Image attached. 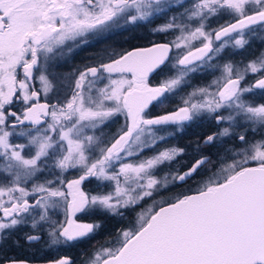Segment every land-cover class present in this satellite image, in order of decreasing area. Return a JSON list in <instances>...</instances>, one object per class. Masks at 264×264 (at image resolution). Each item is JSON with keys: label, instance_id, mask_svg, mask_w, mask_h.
Here are the masks:
<instances>
[{"label": "snow or ice", "instance_id": "obj_1", "mask_svg": "<svg viewBox=\"0 0 264 264\" xmlns=\"http://www.w3.org/2000/svg\"><path fill=\"white\" fill-rule=\"evenodd\" d=\"M173 9L177 14L153 32H178L174 40L105 50L70 74V98H49L56 91L50 68L58 59ZM221 16L228 21L210 28ZM260 30L264 0H0V243L27 227V243L46 235L45 247L58 250L93 238L102 227L98 220L78 222L77 214L123 218L141 207L135 222L94 249L85 264H264V103L251 99L264 96V52L242 67L216 63L227 46L236 54ZM173 48L178 52L170 57ZM205 66L220 76L182 97V106L150 114V106L164 109ZM154 73L165 75L150 86ZM120 114L126 122L111 140L95 135ZM199 120L214 121L217 131L197 143L187 170L158 179L157 170L185 149L139 157ZM19 139L24 142H14ZM228 141L235 143L225 147ZM205 148L217 149L215 161ZM69 170L77 176L67 179ZM202 171L194 191L157 200ZM92 178L111 190L86 192L84 182ZM48 264L73 261L64 256Z\"/></svg>", "mask_w": 264, "mask_h": 264}, {"label": "trees", "instance_id": "obj_2", "mask_svg": "<svg viewBox=\"0 0 264 264\" xmlns=\"http://www.w3.org/2000/svg\"><path fill=\"white\" fill-rule=\"evenodd\" d=\"M159 20V23H157ZM156 21L149 23L146 25V30L144 32H138L136 44H131L132 47L138 46H149L158 42H169L170 37L166 35V33L162 32H153V29L164 25L166 22L162 17L161 19H157ZM255 47L262 49V43L260 39L255 37V39L251 40V43L246 46L242 50V61H238L237 58H233L235 63H242L245 61H249L254 59L255 56L258 55L260 51H256L252 53L251 51L255 49ZM252 49V50H251ZM251 50V51H250ZM258 50V49H257ZM227 51L222 53V57L225 56ZM228 54V53H227ZM231 57V56H230ZM232 58V57H231ZM231 60V59H229ZM171 74V73H170ZM198 78L197 75L192 74L190 76L189 84L194 85H203L208 83L209 75ZM189 86V85H188ZM190 91H184V95H187ZM257 103H264V97L260 95H256L251 97ZM181 103L173 102L169 103V110L174 109L179 106ZM213 131H217L216 125L214 121L209 120H199L187 125L183 130L175 131L174 134L170 135L168 138V142L164 143L162 147L154 148L148 151V155H155L157 152L164 150L165 148H183L185 149L184 154L178 157L171 165H163L161 168L164 172L169 173L172 171H185L188 166L193 163L194 158L196 157L195 148L198 142L202 141V138L208 134H211ZM259 133H257V137L259 138ZM235 141H228L225 147L234 144ZM160 145V144H159ZM162 148V149H161ZM205 154L209 152L212 155L213 161L217 159L216 153L217 149H203ZM222 151V150H221ZM164 173V174H166ZM204 173L201 172L200 175L196 176L194 179L188 180L186 183H179L176 186H171L168 191V195H179L181 193L188 192L189 189L194 190L199 183V181L203 178ZM97 182L94 178L90 181H85L83 185V189H87V185L91 182ZM138 211V207L135 210H128L123 218L118 216H82L81 214H77L78 221L81 222H93L98 220L102 227L97 231L91 239H86L81 242H75L68 246H61L58 250H51L45 247V241L47 240V236L39 243L29 244L24 238H20L16 235L10 236L5 239L2 243H0V264L7 263L9 261L15 260H25L29 262H49L52 260H57L61 257L67 256L72 261L73 264H85V261L88 259L89 254L96 248H98L101 244H104L106 241L111 239V237L121 228L129 226L131 222H135L134 217ZM19 241L17 244L15 241ZM32 248L31 250L29 249Z\"/></svg>", "mask_w": 264, "mask_h": 264}, {"label": "rangeland", "instance_id": "obj_3", "mask_svg": "<svg viewBox=\"0 0 264 264\" xmlns=\"http://www.w3.org/2000/svg\"><path fill=\"white\" fill-rule=\"evenodd\" d=\"M186 3H191V0H186ZM179 11H182V9H180ZM176 14H177V10L173 9V11L168 12L166 15H157L155 17H152L151 23L156 21L157 19H161L162 17L165 19L164 21L167 23L168 20L171 18V16L176 15ZM228 19L229 18L227 16H221L219 18H213L212 20H210L209 26H210V28L216 29L221 24H224L226 21H228ZM157 21H158L157 23H159V20H157ZM140 24H141V26H131L130 25V26H127L125 28L115 29L111 33L105 34V36L102 38L93 39L87 44L81 45L78 48H74L73 52L68 53L63 59H58L57 62H54L50 68V72L53 73L56 77V81H57L56 88L57 89L54 93H49V98L54 100L55 96L58 95L60 97L61 101H63L65 99V97H67V98L71 97L72 91H61V90H63L67 86V84L69 85L70 82L72 81L73 77L70 74H73L74 70L76 68V67L70 65V64H72V62H75V60H79V61L80 60H87V62H90V64H92V63L96 62L98 55L103 54L105 52V50H107V52H109V53L113 50H115L117 52L121 51V50H128L130 48L131 44L133 45V44L137 43L138 40H136L137 38L135 36L138 35V32H144L146 30V25L149 23L148 22H140ZM254 27L259 28V26H254ZM166 35L169 36L170 41H172L175 39L176 35H179V33L178 32H176V33L169 32V33H166ZM259 37H264V30H260L257 32V38L259 39ZM247 38H249V37L246 36V39ZM252 39H255V38H252ZM169 42H167V43H169ZM194 43L197 47L199 46V42H194ZM262 46H263L262 49L255 47L254 50L251 49L252 51L251 50L250 51L252 53H255L256 51H260L257 55V56H259L261 54V52H264V43H262ZM225 51H227L228 54L226 53L225 56L222 57V59H219L218 61H216V63L222 65L223 63H225L226 61L231 59V61L234 64L242 67L243 64H246L248 62V61H245L243 63L238 64V63H235L233 61V58H237L238 61L243 60L241 57L242 56V50L237 51L236 54H232L235 50H233L231 48V45H229L226 47ZM177 52H178V50L173 48L172 57H175L177 55ZM257 56H255L254 59ZM74 64H76V63H74ZM68 68H70V70H71L70 72L68 71ZM204 70L207 71L208 74H210V76H211L208 83H206L204 85L189 84V87H188L189 90L188 91L191 92L196 87H204L205 85L210 84L215 78L220 76L219 70H213L211 68H208L207 66H205L204 68H202L198 71H204ZM58 72H61V73H58ZM248 79H249V81H251L253 79V77L249 76ZM38 87H40V85ZM69 89H71V87H69ZM185 89H187V88H185ZM182 97H186V95H184V96L182 95ZM43 102H45L44 97L41 96V103H43ZM181 103H182V101H181ZM115 119L120 122V127L118 129H120L126 122V117L123 114L117 115V116L111 118L110 121L106 122L105 125H101L100 128L95 131V135L99 136L102 140H108V138L103 135L102 128L109 125L112 121H115ZM118 129H117V131H118ZM89 134H92V133L90 132ZM111 138L109 140H111ZM14 142L23 143L24 141H23V139H19V140H15ZM148 157H151V155H148L147 157H145V155L142 154L139 157V159H145ZM127 160H128V162L135 163V162H137V157H130V158H127ZM118 167H119V165L117 164V169H118ZM164 173H166V172H164L163 169L160 167L156 172V177L158 179H161L165 176ZM65 176L67 177V179H73L77 176V173L75 170H69V172L65 173ZM49 178H51V177H49ZM170 187L171 186H169V188ZM169 188L167 190L162 191L160 196H157V200L167 199L168 197L175 196V195H168V191L170 190ZM110 190L111 189L108 187H104V188L98 187L97 182L93 181L89 185H87V189L85 191L94 195V194H97L99 192H107ZM151 203H152V201L148 200L146 202H143L142 206L147 207ZM140 211H141V207H138L137 213ZM137 213L134 217V220L136 219ZM125 214H126V212H125ZM57 218H59L61 221L64 219V214H63L62 208L58 210V217ZM79 222H81V221H79ZM30 231L31 230L29 228L23 227V228L18 229L17 231H14L10 236L16 235L20 238H24V234L27 232H30ZM29 249L31 250L32 248L29 247Z\"/></svg>", "mask_w": 264, "mask_h": 264}, {"label": "flooded vegetation", "instance_id": "obj_4", "mask_svg": "<svg viewBox=\"0 0 264 264\" xmlns=\"http://www.w3.org/2000/svg\"><path fill=\"white\" fill-rule=\"evenodd\" d=\"M136 47V46H135ZM138 47H145V46H138ZM132 48H134V47H132ZM131 47L128 49V50H131L132 49ZM172 54H173V49L171 50V53H170V57H172ZM69 63V62H68ZM74 63H76V64H74ZM87 64H90V62H87V60H75V62H72V64H70L71 66H74V67H76L75 69H78V68H83L85 65H87ZM68 66V65H67ZM68 71L70 72L71 70H70V68H68ZM57 72V71H56ZM58 73H61V72H58ZM64 74V73H63ZM168 74H170V73H168ZM195 75H197V77L198 78H202L203 77V75H205V76H207V75H209V79L211 78V76H210V74H208V72L207 71H197L196 73H194ZM164 73H160V74H152V75H150V77H149V84H150V86H156V85H158V83L160 82V80L162 79V78H164ZM204 76V77H205ZM56 82V84H57V81H55ZM34 83V85H35V87L36 88H39L38 86H39V82L38 81H34L33 82ZM204 85V84H203ZM73 86H74V79L72 78V81L70 82V84L68 85L67 84V86L63 89V90H61V91H72V88H73ZM100 86H103V85H100ZM69 87H71V89H69ZM189 86H186V87H184L180 92H178V94L177 95H175V96H173L172 98H171V101H170V103H173V102H177L178 101V103H181V101H182V95L184 94V91H188L189 90V88H188ZM185 88H187V89H185ZM57 89V88H56ZM60 89V88H59ZM179 106H182V103L179 105ZM179 106H177V107H179ZM17 108L19 107V105H17L16 106ZM177 107H175L174 109H176ZM174 109H172V110H174ZM172 110H169V103L165 106V108L164 109H160V108H155V107H152V106H150L149 107V109H148V111L150 112V114L152 115V116H156V115H159V114H161V112L162 111H172ZM120 127V122L118 121V120H116L115 119V121H112L109 125H107L106 127H104V128H102V131H103V135L105 136V137H107L108 138V140L114 135V134H116L117 133V129ZM185 128V127H184ZM183 128V129H184ZM183 129H177V130H179V131H181V130H183ZM176 130V131H177ZM170 132L172 131L171 129L169 130ZM168 142V139L166 140V141H164V142H159V143H157L156 145H155V148H159V147H162V145L164 144V143H167ZM160 144V145H159ZM163 148V147H162ZM161 148V149H162ZM148 151H150V150H146L143 154L145 155V157H147L148 156ZM147 155V156H146Z\"/></svg>", "mask_w": 264, "mask_h": 264}, {"label": "water", "instance_id": "obj_5", "mask_svg": "<svg viewBox=\"0 0 264 264\" xmlns=\"http://www.w3.org/2000/svg\"><path fill=\"white\" fill-rule=\"evenodd\" d=\"M158 43H167V42H158ZM156 44V43H155ZM151 45H149V46H145V47H150ZM170 53H171V51H170ZM170 53H169V56H170ZM79 222V221H78ZM20 261H23V262H26V264H48V262H29V261H25V260H20ZM4 264H9V262H7V263H4Z\"/></svg>", "mask_w": 264, "mask_h": 264}]
</instances>
